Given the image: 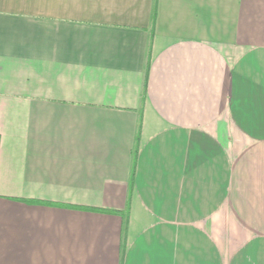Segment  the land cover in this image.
Here are the masks:
<instances>
[{
    "label": "crops",
    "instance_id": "1",
    "mask_svg": "<svg viewBox=\"0 0 264 264\" xmlns=\"http://www.w3.org/2000/svg\"><path fill=\"white\" fill-rule=\"evenodd\" d=\"M0 264H264V0H0Z\"/></svg>",
    "mask_w": 264,
    "mask_h": 264
}]
</instances>
